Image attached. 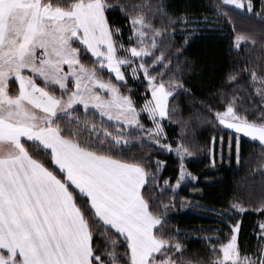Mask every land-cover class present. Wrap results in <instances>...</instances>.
<instances>
[{
	"label": "snow or ice",
	"instance_id": "obj_1",
	"mask_svg": "<svg viewBox=\"0 0 264 264\" xmlns=\"http://www.w3.org/2000/svg\"><path fill=\"white\" fill-rule=\"evenodd\" d=\"M116 9L126 41L109 16ZM256 15L264 19V0ZM177 26L182 44L200 27L167 0H0V264H264V219L255 246L241 244L242 203L217 212L226 230L199 237L204 252L190 253L163 230L175 206L163 194L198 180L184 160L195 154L200 127L229 133L214 132L202 149L210 167L217 145L221 164L234 152L239 165L241 137L259 142L264 161V67L234 66L210 103L189 82L197 62L179 61ZM249 40L256 43L237 35L234 47ZM169 128L179 129L175 143ZM153 153L176 154L175 183L161 182L167 161ZM249 208L264 216V197ZM101 228L111 250L94 242Z\"/></svg>",
	"mask_w": 264,
	"mask_h": 264
},
{
	"label": "trees",
	"instance_id": "obj_2",
	"mask_svg": "<svg viewBox=\"0 0 264 264\" xmlns=\"http://www.w3.org/2000/svg\"><path fill=\"white\" fill-rule=\"evenodd\" d=\"M222 1L167 0L171 12L180 15L187 11L189 24H201L197 33L189 37L187 44H182L184 29L180 26L176 28L174 39L182 51L179 61L182 62L188 58L197 62V72L192 74L189 82L198 96L210 97V103H215L216 98L213 93L223 82L225 74L234 66L239 68L264 67V19L256 15V12L260 11V0H253L255 7L252 12L232 9L223 5ZM109 16L118 24L123 25L126 41L129 34L128 25L123 22L119 9L110 12ZM237 35L250 36L255 39L256 43L253 45L251 40L241 41L239 48H236L234 40ZM172 54L173 64H175L177 62L175 48L172 49ZM248 75V73L241 75V83L246 84ZM130 83L137 86L135 82L130 81ZM142 90L139 89V91ZM139 91L134 95H138ZM237 99L241 106H246L249 102L248 95L243 91L237 93ZM93 123H98V121L93 120ZM214 132L216 135H224L225 139L229 135L225 129L200 127L196 134L195 154L184 160L186 170L198 176V180L183 181L175 194L168 190L162 197L165 202L169 198L175 201V206L167 212L163 230L165 234L175 235L180 242L186 245L190 253L205 251L206 242L199 237L215 236L217 231L223 234L226 230L227 218L217 215V212L229 207L233 202L242 203L247 209L235 217L242 220L241 244H247L249 247L255 246L254 228L257 226V221L264 219V216L249 208V205L256 204L264 197V171L260 170V165L264 161L260 159L262 150L259 142L241 137V163L239 165L235 163L233 152L231 164L217 162L216 168H212L207 152L202 149ZM168 135L169 140L175 143L179 136V129L169 128ZM131 147L137 148L138 145L133 142ZM153 155H159L160 159L167 161V167L161 173V182L163 178H170L171 182L175 183L179 168L178 157L173 153H153ZM102 233L101 228L94 236V242H98L102 250H111L110 238ZM214 242L218 243V241ZM119 250L122 251V247Z\"/></svg>",
	"mask_w": 264,
	"mask_h": 264
},
{
	"label": "rangeland",
	"instance_id": "obj_3",
	"mask_svg": "<svg viewBox=\"0 0 264 264\" xmlns=\"http://www.w3.org/2000/svg\"><path fill=\"white\" fill-rule=\"evenodd\" d=\"M222 3H223V5H225L227 7H230L232 9H235V10H238V11H243V12H248L246 8H244V9H238L234 5L225 4L224 3V0L222 1ZM191 24H193V23H190L189 26H191ZM199 25L201 26V24H199ZM218 153H219V145H217V162H219V155H218ZM173 154H175V153H173ZM225 154H227V150L226 149H225Z\"/></svg>",
	"mask_w": 264,
	"mask_h": 264
}]
</instances>
